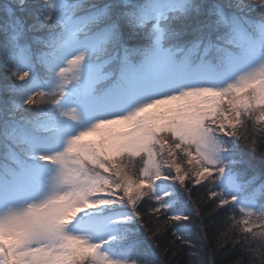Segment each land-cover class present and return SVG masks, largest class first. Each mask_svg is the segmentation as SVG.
Here are the masks:
<instances>
[{
	"label": "snow or ice",
	"instance_id": "snow-or-ice-1",
	"mask_svg": "<svg viewBox=\"0 0 264 264\" xmlns=\"http://www.w3.org/2000/svg\"><path fill=\"white\" fill-rule=\"evenodd\" d=\"M185 250L264 264V0L3 4L0 264Z\"/></svg>",
	"mask_w": 264,
	"mask_h": 264
},
{
	"label": "trees",
	"instance_id": "trees-1",
	"mask_svg": "<svg viewBox=\"0 0 264 264\" xmlns=\"http://www.w3.org/2000/svg\"><path fill=\"white\" fill-rule=\"evenodd\" d=\"M29 4L33 3L34 0H28ZM6 3H14V0H0V16L3 15V4ZM20 15H22V13H18ZM29 23H32V20L28 21ZM206 190L205 189H198L195 193V195L193 196V199H196L197 197H203L205 195ZM207 203V201H206ZM147 206H145V211H146ZM203 215V214H202ZM191 225L193 226V228L196 231H199V229L201 227H204L207 231V235H208V240H207V244L209 245V250H214L215 248V240L213 238V233L216 231L215 228V221L213 220H209L207 219L206 216H204V221H203V225L201 224L200 220H196L193 219V221L191 222ZM167 239H171V236L169 235L167 237ZM229 248H231V245H229ZM227 254L225 252L224 249H220L219 253H218V257L217 259L219 260L220 258L226 257ZM181 261V264H184V262L187 261V250H185V254H183L181 257L178 258ZM175 264V262H174ZM223 264H228V259L225 258Z\"/></svg>",
	"mask_w": 264,
	"mask_h": 264
}]
</instances>
